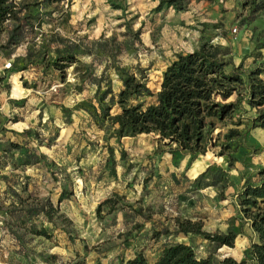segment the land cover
<instances>
[{
    "label": "rangeland",
    "instance_id": "obj_1",
    "mask_svg": "<svg viewBox=\"0 0 264 264\" xmlns=\"http://www.w3.org/2000/svg\"><path fill=\"white\" fill-rule=\"evenodd\" d=\"M158 3L8 0L0 58L25 47L0 72V264H124L138 252L153 262L177 242L213 262L230 255L253 264L248 246L257 236L238 193L264 168V105L244 98L223 119L208 117L207 148L196 155L153 134L116 138L103 108L119 111L126 72L144 76L156 92L176 55L202 43L226 48L244 72L245 94L248 72L260 69L264 79V4L252 15L244 0H185L184 10ZM229 130L237 133L226 137ZM61 188L70 195L58 203ZM19 197L27 204L47 199L56 212L15 221L5 212ZM177 218L200 221L208 232L234 231V245L216 248L200 235L177 233ZM42 225L48 238L27 232Z\"/></svg>",
    "mask_w": 264,
    "mask_h": 264
},
{
    "label": "trees",
    "instance_id": "obj_2",
    "mask_svg": "<svg viewBox=\"0 0 264 264\" xmlns=\"http://www.w3.org/2000/svg\"><path fill=\"white\" fill-rule=\"evenodd\" d=\"M7 2L8 0H0V23L10 16ZM262 4L264 0H244V5L248 6L252 15L262 8ZM163 5L173 7L175 10H184L186 6L185 0H159L158 7L161 8ZM227 54L226 48L221 45L202 43L195 50L176 55L162 71L159 89L156 92L147 86L144 76L137 77L135 72H126L121 78L122 88L116 95L119 111L109 115L106 108H103L105 116L115 125L114 136L121 138L126 133L153 134L164 144L174 145V149L192 155L203 154L207 148L205 129L211 124V121L207 120L208 117L223 119L238 109L244 98L251 105H264V79L257 77L262 70L255 69L246 74L248 82L245 86L246 92L242 94L239 85L244 84L240 76L244 72L240 65L232 64ZM229 65L231 67L227 70ZM235 92L239 95L235 102H223ZM143 96H151L153 100L135 102ZM259 119L260 125L264 126V110H261ZM236 133L229 130L226 137ZM13 147L17 148L18 144H13ZM107 149L109 156L112 157V148L107 146ZM111 159L113 161V158ZM111 173H115L113 168ZM258 174L260 178L257 183L245 184L238 193V204L249 218V225L257 236V240L249 244L248 254L253 264H264V168L259 169ZM12 193L18 195L14 190ZM69 195L68 190L61 188L57 202H61ZM18 199L19 204L15 200H10L5 212L15 221L31 220L32 216L39 215L49 219L56 212L47 199L37 200L32 204L25 203L20 197ZM109 201L105 199L99 205ZM7 225L12 229L10 222ZM175 226L177 233L200 235L216 248L224 245L232 247L237 236L234 231L226 233L204 231L200 221L188 218L183 220L177 218ZM27 232L49 237L43 225L39 229L31 226ZM124 264H246V261L226 255L213 262L208 256L197 257L191 245L177 242L164 245L153 262H149L141 252H138Z\"/></svg>",
    "mask_w": 264,
    "mask_h": 264
},
{
    "label": "built area",
    "instance_id": "obj_3",
    "mask_svg": "<svg viewBox=\"0 0 264 264\" xmlns=\"http://www.w3.org/2000/svg\"><path fill=\"white\" fill-rule=\"evenodd\" d=\"M233 31H236V28H233ZM25 45H20L16 48L15 52L11 54L10 58L7 60L0 59V72L9 70L12 67V61L16 56L21 55L24 52Z\"/></svg>",
    "mask_w": 264,
    "mask_h": 264
},
{
    "label": "crops",
    "instance_id": "obj_4",
    "mask_svg": "<svg viewBox=\"0 0 264 264\" xmlns=\"http://www.w3.org/2000/svg\"><path fill=\"white\" fill-rule=\"evenodd\" d=\"M1 59V58H0ZM189 219H191V218H189ZM184 243H186V242H184ZM187 244V243H186Z\"/></svg>",
    "mask_w": 264,
    "mask_h": 264
}]
</instances>
